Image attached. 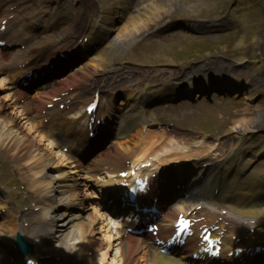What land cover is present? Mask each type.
<instances>
[{
    "label": "bare ground",
    "instance_id": "6f19581e",
    "mask_svg": "<svg viewBox=\"0 0 264 264\" xmlns=\"http://www.w3.org/2000/svg\"><path fill=\"white\" fill-rule=\"evenodd\" d=\"M101 28H103V27H101ZM90 50L92 51L93 49H90ZM0 74L6 76V74H4V73H0ZM2 80H5V79H2ZM19 97H23V96L19 94ZM31 103H32V100H30V99H28V101H25V103H24L25 106L27 107L25 112L26 111L28 112V114H27L28 122L32 121L36 118L35 115L33 114V109L30 108ZM1 109H2V107H0V112H1ZM8 123H9V121H7V118L4 120L2 117H0V142H4L6 144V147L4 149H6V148L8 149V148H12V147L14 149V146H15V149L25 152V154H27V157L30 156V159H28V160L33 161L34 165L37 164L39 161V163L42 165L41 166L42 168L50 167L51 166L50 162H53L56 160L53 156V151L51 149L46 148L44 145L41 146L39 143L38 146L35 148V151L39 154H34V156L30 155L29 153L32 151V147H30L28 145V143L31 142L29 140V138L26 136V134H24L22 131H20V129L15 130L14 126H12ZM39 129H40V127H39ZM237 130H238V128H234V129H230L229 132L230 133H236ZM49 136L51 137V134H50L49 130L46 129L45 133L41 136L42 137L41 141H43V140L47 141ZM132 138L135 139L136 137L132 136ZM53 145L54 144H52V146ZM30 166H31V164L27 165L28 170H29ZM42 173H44V172L35 171L31 175H32V177H35V176L40 175ZM34 179H36V178H34ZM51 179L52 178H49V180L46 182L44 180H41L37 184V187L41 191L43 189L56 190L55 186L51 185ZM67 184L68 183L60 184L61 186H59V188L63 187L64 185H67ZM261 194H263V192ZM63 197L64 198H62L61 200L55 199L53 202H56L57 205H61L63 207V210H64L66 203L68 204L72 197H66V196H63ZM239 210H242V209L239 208ZM62 218H63V221L66 222V224L62 223L61 226L63 227V229H61V231H60V233L63 235L64 238L67 237V238H69V240H71L70 237H75L76 238V244L81 246L82 251L84 250V246H90L89 248L95 247L96 251L101 252V255H105L106 253L108 254L109 248H106L105 250H103V247H101V244L98 241L99 239L95 238L94 234H92V233L89 234L88 232H84L82 227H80V229H75V227L71 224V221L73 219H75V217H71L69 215H66V213L63 212L60 215V221H62ZM69 244L70 243L67 240V241H65L64 246H56L55 248L58 249L59 247H66ZM123 255H124V260H125L124 264H132V263H134V264H158V262L154 261L152 258L147 257V253H146V250L144 248L143 243L140 241H137V240H132V239L125 240Z\"/></svg>",
    "mask_w": 264,
    "mask_h": 264
},
{
    "label": "rangeland",
    "instance_id": "374dc122",
    "mask_svg": "<svg viewBox=\"0 0 264 264\" xmlns=\"http://www.w3.org/2000/svg\"><path fill=\"white\" fill-rule=\"evenodd\" d=\"M188 1L189 0H159V2L161 4H163L164 6H168V5H166L167 3L174 4V6H175L173 8L174 11H182V12H185V13H188L189 11H192V12H194L196 14H198L200 12L202 13V11H203L205 15L209 14L210 12L216 11V8L213 9V7L215 5L222 4L225 1L229 2V0H218L216 2L206 3V0H200L199 4H195L192 7L189 4H187ZM261 1L264 2V0H261ZM257 12H259L260 14L262 13L260 10H258ZM260 30H261V34H263L264 25L260 28ZM262 45L264 46V38H262Z\"/></svg>",
    "mask_w": 264,
    "mask_h": 264
},
{
    "label": "snow or ice",
    "instance_id": "6c2138e0",
    "mask_svg": "<svg viewBox=\"0 0 264 264\" xmlns=\"http://www.w3.org/2000/svg\"><path fill=\"white\" fill-rule=\"evenodd\" d=\"M182 223H183V221H181ZM187 225H185V227H186Z\"/></svg>",
    "mask_w": 264,
    "mask_h": 264
}]
</instances>
